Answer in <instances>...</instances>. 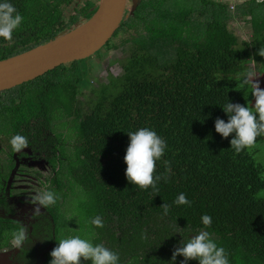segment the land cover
Wrapping results in <instances>:
<instances>
[{"label":"trees","instance_id":"trees-1","mask_svg":"<svg viewBox=\"0 0 264 264\" xmlns=\"http://www.w3.org/2000/svg\"><path fill=\"white\" fill-rule=\"evenodd\" d=\"M68 1L9 0L23 21L10 47L0 38V59L49 41L89 18L96 6ZM165 1L146 4L154 15L131 16L130 30L119 24L102 49L117 48L114 39L122 29L128 36L119 42L130 44L129 54L120 72L109 73L98 87L80 76L76 60L1 90V133L26 137L33 153L59 155L47 188L56 196L50 210L53 248L80 236L117 253L118 264H180L182 256L171 260L175 247L207 231L229 264H264V197L257 196L264 188L263 166L249 149L236 154L230 146L234 133L222 138L214 126L217 118L227 122V102L252 103L251 85L241 86L252 70L249 62L264 76L258 54L264 48V3L245 0L242 15L252 34L244 40L228 27L229 0H201L197 8L193 0H173L171 6ZM202 15L204 21L195 18ZM84 86L95 93L87 108L78 98ZM140 128L166 142L154 176L167 181L157 182V194L125 177L127 133ZM180 193L191 203L175 204ZM163 203L170 205L167 215ZM203 215L211 217L210 226L203 225ZM97 216L102 228L91 223ZM17 230L0 218V250L10 247Z\"/></svg>","mask_w":264,"mask_h":264},{"label":"clouds","instance_id":"clouds-1","mask_svg":"<svg viewBox=\"0 0 264 264\" xmlns=\"http://www.w3.org/2000/svg\"><path fill=\"white\" fill-rule=\"evenodd\" d=\"M257 3H264V0H257ZM23 16L17 12L15 6L9 0L0 2V38L7 42L6 46H11L13 32L21 25ZM258 54L264 57V48L258 50ZM257 76L252 70L243 74L241 86L251 85L254 103L244 106L239 103L227 102L222 108L228 115V120L217 118L215 120V131L222 138L229 137L230 146L236 154L245 149H251L257 137H264V89L259 87L258 81H253ZM129 143L123 157L126 164L125 177L132 185L140 189L152 188L155 194L159 193L157 182L162 178L167 181V177L154 176L156 171V161L159 160L165 151L166 142L148 128H140L134 132H128ZM14 153L22 152L29 146L26 137L16 134L9 141ZM167 164V162H165ZM30 202L35 205L33 216L41 213L40 207L48 208L56 203V196L52 191H43L31 196ZM177 205L190 204L185 194L180 193L174 201ZM160 207L163 214L167 215L170 205L163 203ZM201 221L205 227L212 223L208 215H203ZM91 223L98 228H102V219L97 216ZM12 245L15 249L24 247L29 240L28 229L22 226L17 231L11 233ZM51 260L49 264H82L84 261L90 264H118L119 255L102 244L93 245L89 240L80 236H73L61 239L58 245L50 252ZM177 256H182L180 264H187L189 260H196L198 264H229L228 255L224 248L218 247L210 238L207 231H200L192 235L186 242L180 241V246L175 247L171 260L175 261Z\"/></svg>","mask_w":264,"mask_h":264},{"label":"flooded vegetation","instance_id":"flooded-vegetation-1","mask_svg":"<svg viewBox=\"0 0 264 264\" xmlns=\"http://www.w3.org/2000/svg\"><path fill=\"white\" fill-rule=\"evenodd\" d=\"M133 1L136 2L134 6ZM153 1L155 0H127L128 4L120 22L122 28L130 30L131 16L136 20L137 16L154 15L152 7L146 5ZM68 2L96 3L97 0H69ZM195 2L202 6L201 0H193V8H197ZM165 5H173L172 0H166ZM195 18L203 20L204 16ZM138 26L142 28L141 19L138 21ZM125 33L127 32L120 29L115 38ZM1 132L0 130V218L10 225L17 226L18 229L22 226L27 227L29 235V240L24 247L15 249L11 237L10 247L4 250L11 251L10 264H46L48 260H51L50 252L56 234L50 211L54 206L50 205L48 208L41 206V213L33 216L35 205L30 200L32 195L49 188L50 179L59 169V155L52 151L48 154L44 151L41 154H38V151L33 153L29 146L22 152L14 153L9 143L10 138L4 137L5 134Z\"/></svg>","mask_w":264,"mask_h":264},{"label":"water","instance_id":"water-1","mask_svg":"<svg viewBox=\"0 0 264 264\" xmlns=\"http://www.w3.org/2000/svg\"><path fill=\"white\" fill-rule=\"evenodd\" d=\"M135 3L133 1L132 5ZM127 4V0H97L91 16L81 23L45 43L0 59V91L32 80L61 64L94 54L118 28ZM10 253L0 250V264L11 263Z\"/></svg>","mask_w":264,"mask_h":264},{"label":"rangeland","instance_id":"rangeland-1","mask_svg":"<svg viewBox=\"0 0 264 264\" xmlns=\"http://www.w3.org/2000/svg\"><path fill=\"white\" fill-rule=\"evenodd\" d=\"M224 1V0H220ZM245 0H229L228 6L230 9V13H232V17L228 19V27L232 30L235 35L239 36L240 39L248 40L251 37V26L248 19L242 15V11L246 8ZM257 1V0H256ZM174 3V1L172 0ZM178 4L184 5L186 0H176ZM192 2V0H191ZM195 6L198 7L199 4L195 2ZM135 32H129L130 35H136ZM128 36V34H121L114 39V42L119 44L117 48H111L110 50L99 49L91 56L82 59L78 62V69H80V76H83L85 79H88L94 87H98L101 83H105L108 80V74L112 73L113 75H117L121 70V62L125 59V57L129 54V43L120 44V38L122 36ZM105 48V47H104ZM249 66L252 68V71L257 75L253 78V81L259 82V87L262 89L264 87V76L260 74L255 68V64L253 61L249 62ZM85 67H87V71H85ZM83 78V80H85ZM82 93L79 92L78 98L82 102L83 107L87 108V103L90 102L91 98H94L95 93L92 92L87 87L81 88ZM254 103V99L252 103L247 104L250 106ZM256 159L264 169V137H257L255 145L249 149ZM264 176V172H263ZM258 197H264V188H262L258 193Z\"/></svg>","mask_w":264,"mask_h":264}]
</instances>
